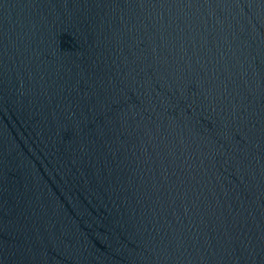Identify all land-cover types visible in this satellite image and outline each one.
<instances>
[{
  "label": "water",
  "instance_id": "obj_1",
  "mask_svg": "<svg viewBox=\"0 0 264 264\" xmlns=\"http://www.w3.org/2000/svg\"><path fill=\"white\" fill-rule=\"evenodd\" d=\"M0 264H264V0H0Z\"/></svg>",
  "mask_w": 264,
  "mask_h": 264
}]
</instances>
